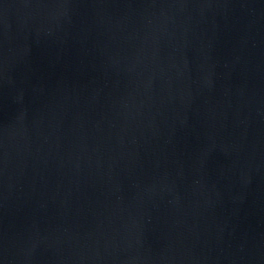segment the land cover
<instances>
[{
  "label": "water",
  "instance_id": "water-1",
  "mask_svg": "<svg viewBox=\"0 0 264 264\" xmlns=\"http://www.w3.org/2000/svg\"><path fill=\"white\" fill-rule=\"evenodd\" d=\"M0 264H264V0H0Z\"/></svg>",
  "mask_w": 264,
  "mask_h": 264
}]
</instances>
